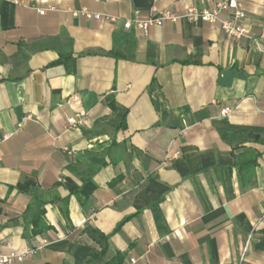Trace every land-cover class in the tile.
I'll list each match as a JSON object with an SVG mask.
<instances>
[{"label":"crops","instance_id":"0c3cea01","mask_svg":"<svg viewBox=\"0 0 264 264\" xmlns=\"http://www.w3.org/2000/svg\"><path fill=\"white\" fill-rule=\"evenodd\" d=\"M217 1L0 0V254L35 252L12 264H264V0L240 39L134 24Z\"/></svg>","mask_w":264,"mask_h":264},{"label":"built area","instance_id":"2783aa9c","mask_svg":"<svg viewBox=\"0 0 264 264\" xmlns=\"http://www.w3.org/2000/svg\"><path fill=\"white\" fill-rule=\"evenodd\" d=\"M161 1V0H157ZM252 0H218L216 4L210 9H200L195 6L188 7L184 10L182 16L176 14H171L169 12L163 13V16L159 19L152 17H147L144 19H138L134 22L135 26L143 32L145 36H148L149 29L154 26H161L164 21L169 20L172 22L177 21L181 17L193 22V23H219L221 29L228 38L240 39L247 37L248 30L242 24L246 18V12L244 5L246 2ZM18 3V2H17ZM48 11H58L56 6H49L46 9L39 10V14L45 15ZM232 12L234 14L233 19H224L222 18V13ZM70 13L73 17H85L88 20H105V21H115L116 18L108 14L93 13L88 10H70ZM132 22L128 21L125 23L124 27L126 29L131 28ZM231 109L225 108L221 111V116L226 117L231 114ZM81 115H78L73 118L68 119V128L77 127L80 121ZM34 250H29L25 253L20 254H9L1 255L0 254V264H12L13 262H23L27 257L33 255Z\"/></svg>","mask_w":264,"mask_h":264},{"label":"trees","instance_id":"16d2710c","mask_svg":"<svg viewBox=\"0 0 264 264\" xmlns=\"http://www.w3.org/2000/svg\"><path fill=\"white\" fill-rule=\"evenodd\" d=\"M257 158L258 155L255 157H251L249 159H246L242 162H238V169L240 171V174L243 175V179H247L246 177V170L251 168L253 169L257 165ZM42 208L43 205L41 203H38L36 206H34L33 211L34 215L33 218L30 220V224L33 226V233L34 234H40L44 230L48 229L49 226L46 225L42 218Z\"/></svg>","mask_w":264,"mask_h":264}]
</instances>
